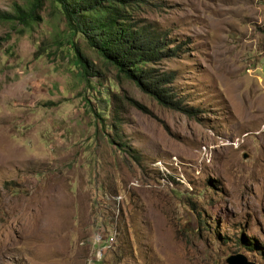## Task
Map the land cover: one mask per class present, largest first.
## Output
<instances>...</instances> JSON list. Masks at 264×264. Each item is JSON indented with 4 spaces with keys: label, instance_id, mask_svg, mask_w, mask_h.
<instances>
[{
    "label": "rangeland",
    "instance_id": "374dc122",
    "mask_svg": "<svg viewBox=\"0 0 264 264\" xmlns=\"http://www.w3.org/2000/svg\"><path fill=\"white\" fill-rule=\"evenodd\" d=\"M42 1L31 27L0 22V264H264V0L136 13L180 44L154 67L194 116L140 91Z\"/></svg>",
    "mask_w": 264,
    "mask_h": 264
},
{
    "label": "trees",
    "instance_id": "16d2710c",
    "mask_svg": "<svg viewBox=\"0 0 264 264\" xmlns=\"http://www.w3.org/2000/svg\"><path fill=\"white\" fill-rule=\"evenodd\" d=\"M62 14L72 36L80 34L118 74L134 82L143 93L160 105L194 116L181 94L173 87L174 72L160 71L155 64L175 57L180 44L167 39L150 22L137 18L143 6L151 0H51ZM42 0H32L25 8L13 3L12 11L0 10V22L19 23L31 27L40 19ZM74 62L80 66L83 78L93 76L88 61L78 44L70 41ZM114 98V95H113ZM130 100V99H129ZM138 105L135 100H130Z\"/></svg>",
    "mask_w": 264,
    "mask_h": 264
},
{
    "label": "water",
    "instance_id": "95a60500",
    "mask_svg": "<svg viewBox=\"0 0 264 264\" xmlns=\"http://www.w3.org/2000/svg\"><path fill=\"white\" fill-rule=\"evenodd\" d=\"M226 263L227 264H253L252 262H249L246 260V258L240 254H230L228 257H226Z\"/></svg>",
    "mask_w": 264,
    "mask_h": 264
}]
</instances>
